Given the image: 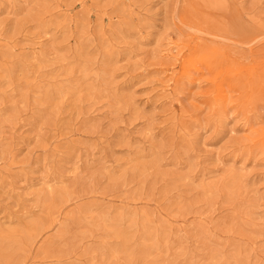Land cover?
Wrapping results in <instances>:
<instances>
[{
  "label": "rangeland",
  "instance_id": "obj_1",
  "mask_svg": "<svg viewBox=\"0 0 264 264\" xmlns=\"http://www.w3.org/2000/svg\"><path fill=\"white\" fill-rule=\"evenodd\" d=\"M0 264H264V0H0Z\"/></svg>",
  "mask_w": 264,
  "mask_h": 264
}]
</instances>
